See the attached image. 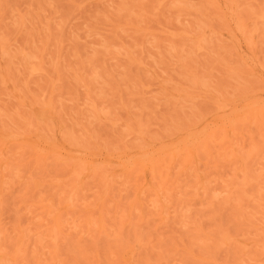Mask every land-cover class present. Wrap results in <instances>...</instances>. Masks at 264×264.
Instances as JSON below:
<instances>
[{"label": "rangeland", "instance_id": "374dc122", "mask_svg": "<svg viewBox=\"0 0 264 264\" xmlns=\"http://www.w3.org/2000/svg\"><path fill=\"white\" fill-rule=\"evenodd\" d=\"M0 42V264H264L221 244L264 237V0H0Z\"/></svg>", "mask_w": 264, "mask_h": 264}, {"label": "bare ground", "instance_id": "6f19581e", "mask_svg": "<svg viewBox=\"0 0 264 264\" xmlns=\"http://www.w3.org/2000/svg\"><path fill=\"white\" fill-rule=\"evenodd\" d=\"M228 10H229V14L231 15V16H233L234 17V10L232 9V8H227ZM233 19V18H232ZM231 21V20H230ZM232 22V21H231ZM233 22H234V20H233ZM236 24V27H237V29H238V31H240L241 32V35L244 37L245 36V31H244V28H242V27H244V26H242L239 22L238 23H235ZM235 27V26H234ZM232 33V32H231ZM239 33V32H238ZM233 37V36H232ZM236 37V36H235ZM241 37V36H240ZM246 37V36H245ZM234 39H236L237 40V37L236 38H234ZM239 40V39H238ZM0 44H1V42H0ZM3 44V43H2ZM1 49V48H0ZM2 55H3V53H2ZM253 66V65H252ZM9 74V73H8ZM263 76V75H262ZM261 87H263V86H261ZM264 91V90H263ZM253 93V92H252ZM251 93V94H252ZM263 96V95H262ZM244 102V101H243ZM230 103V102H229ZM236 103V102H235ZM259 104H261V103H259ZM219 106H220V104H218ZM229 105V104H228ZM258 106V105H257ZM228 107V106H227ZM232 107V106H231ZM263 107H264V105H263ZM46 109H47V107H45ZM49 109V108H48ZM217 109H218V107H217ZM94 110V109H93ZM218 110H220V109H218ZM217 110V111H218ZM258 111V110H257ZM261 112H264V109H262V110H260ZM239 112V111H238ZM217 113V112H216ZM218 114V113H217ZM56 115V114H55ZM216 115V114H215ZM246 117H248L247 115H245ZM255 117H256V115H254ZM253 116V117H254ZM260 116V115H259ZM255 119V118H254ZM237 120V119H236ZM252 120V119H251ZM232 121V120H231ZM232 122H234V121H232ZM238 122V121H237ZM243 122V121H242ZM194 123V122H193ZM239 123V122H238ZM237 123V124H238ZM246 123H247V120H246ZM256 123V122H255ZM229 124H233V123H229ZM229 124H227L228 125V127H229ZM242 124V123H241ZM41 125V124H40ZM235 125H236V123H235ZM225 126V125H224ZM237 126V125H236ZM211 127V126H210ZM233 127H234V125H233ZM239 127V126H238ZM257 127V126H256ZM15 128V127H14ZM43 128V127H42ZM226 128V127H225ZM240 128V127H239ZM259 128V127H258ZM9 129V128H8ZM48 129V128H47ZM194 129V128H193ZM216 129V128H215ZM236 129V128H235ZM260 129V128H259ZM17 130V129H16ZM223 131H224V129H223ZM16 132V131H15ZM206 132L207 131H203V133H201V135H204V134H206ZM218 132V131H217ZM182 134V133H181ZM211 134H213V133H211ZM214 135V134H213ZM212 135V136H213ZM211 136V137H212ZM223 136H224V134H223ZM11 137H13V136H11ZM207 137V136H206ZM216 137V136H215ZM225 137V136H224ZM239 137H240V135H239ZM62 138V137H61ZM208 138V137H207ZM230 138V137H229ZM242 138V137H241ZM67 139V138H66ZM202 139V138H201ZM214 139V138H213ZM212 139V140H213ZM149 140V139H148ZM184 140V139H183ZM192 140H196V139H192ZM200 140V139H199ZM224 140V139H223ZM144 141V140H143ZM206 141H210V140H206ZM185 142V141H184ZM194 142H199L198 140L197 141H194ZM193 142V143H194ZM224 142V141H223ZM236 142V141H235ZM210 143H211V141H210ZM209 143V144H210ZM178 144V143H177ZM182 144V143H181ZM195 144V143H194ZM198 144V143H197ZM216 144V146L217 145H220V143H215ZM223 144V143H222ZM225 144V143H224ZM239 144V143H238ZM189 145H191V144H189ZM200 145V144H199ZM139 146V145H138ZM141 146H142V144H141ZM186 146V145H185ZM194 146V145H193ZM201 146V145H200ZM84 147V146H83ZM128 147H130V146H128ZM128 147H126V148H128ZM189 147V146H188ZM209 147V146H208ZM219 147V146H218ZM226 147V146H225ZM237 147V146H236ZM86 148V147H85ZM95 148V147H94ZM88 149V148H87ZM129 149V148H128ZM128 149H126L127 151H128ZM140 149H142V148H140ZM193 149V148H192ZM195 149V148H194ZM193 149V150H194ZM220 149V148H219ZM11 150V149H10ZM130 150V149H129ZM196 150V149H195ZM229 150H231V149H229ZM239 150V149H238ZM244 150V149H243ZM243 150H240L241 152H243ZM257 150H259V149H256V150H251V151H253L254 153H256V151ZM29 151V150H28ZM111 151V150H110ZM141 151V150H140ZM202 151V150H201ZM200 151V152H201ZM204 151V150H203ZM251 151H249V153H252ZM138 152H139V149H138ZM174 152H176V151H174ZM187 152V151H186ZM196 152V151H195ZM198 152V151H197ZM206 152V151H205ZM219 152V151H218ZM224 151H222L220 154L222 155V153H223ZM229 152H231V151H229ZM30 153V152H29ZM161 153V152H160ZM232 153V152H231ZM226 154V153H225ZM233 154V153H232ZM241 154H243V153H241ZM13 155V154H12ZM152 155V154H151ZM176 155V154H175ZM199 155V154H198ZM231 155V154H230ZM230 155L228 156V157H230ZM14 156H16V155H14ZM54 156V155H53ZM188 156V155H187ZM217 156H219V155H217ZM139 157V156H138ZM152 157V156H151ZM166 157V156H165ZM190 156H188L186 159H188ZM233 157V156H232ZM54 158V157H53ZM145 158H146V156H145ZM148 158H150L149 156H148ZM231 158V157H230ZM12 159V158H11ZM14 159V158H13ZM12 159V160H13ZM173 159V158H172ZM185 159V158H184ZM239 159V158H238ZM54 160V159H53ZM141 160V159H140ZM167 160V159H166ZM181 160V159H180ZM179 160V161H180ZM183 160V159H182ZM149 161V160H148ZM151 161V160H150ZM14 162H16V161H14ZM57 162V161H56ZM122 162V161H121ZM125 162V161H124ZM123 162V163H124ZM183 162H185V161H183ZM182 162V163H183ZM236 162V161H235ZM2 163L3 162H1V165H2ZM10 164L12 163V161H10L9 162ZM67 163V162H66ZM127 163V162H126ZM129 164V163H128ZM181 164V163H180ZM184 164V163H183ZM185 164H186V162H185ZM191 164V163H190ZM9 165V164H8ZM12 165V164H11ZM11 165H9V168H10V166ZM59 165V164H58ZM66 165V164H65ZM81 165V164H80ZM146 165V164H145ZM157 165V164H156ZM167 165V164H166ZM20 166H22V165H20ZM82 166H83V164H82ZM126 166V165H125ZM52 167V166H51ZM56 167V166H55ZM81 167V166H80ZM80 167L78 168V170L80 169ZM92 167V166H91ZM96 167V166H95ZM130 167V166H129ZM131 167H133V166H131ZM151 167V166H150ZM162 167V166H161ZM178 167H180V165H178ZM177 167V168H178ZM190 167V166H189ZM5 168V167H4ZM65 168V167H64ZM103 168V167H102ZM108 168V167H107ZM154 168V167H153ZM35 169H37V168H35ZM34 169V170H35ZM56 169V168H55ZM76 169H77V167H76ZM96 169V168H95ZM180 169V168H179ZM9 170V169H8ZM50 170V169H49ZM53 170V169H52ZM81 170V169H80ZM80 170H79V172H80ZM96 170H98V169H96ZM128 170H129V168H128ZM138 170H140V169H138ZM143 170V169H142ZM174 170V169H173ZM177 170V169H176ZM189 170V169H188ZM192 170V169H191ZM40 171V170H39ZM57 171V170H56ZM98 171H101V170H98ZM122 171H124V170H122ZM134 171V170H133ZM157 171V170H156ZM167 171V170H166ZM180 171V170H179ZM263 171V170H262ZM7 172V171H6ZM16 172V171H15ZM65 172V171H64ZM131 172V171H130ZM140 172V171H139ZM138 172V173H139ZM161 172H162V170H161ZM264 172V171H263ZM46 173V172H45ZM77 173V171L75 172V174ZM94 173V172H93ZM96 173V172H95ZM107 173V172H106ZM166 173V172H165ZM243 173V172H242ZM261 173V172H260ZM7 174V173H6ZM32 174H33V172H32ZM80 174H83V172L81 171V173ZM80 174H78V176L80 175ZM102 174H104L103 172H102ZM163 174H164V172H163ZM167 174H168V172H167ZM10 175V174H9ZM8 175V176H9ZM42 175V174H41ZM46 175V174H45ZM53 175V174H52ZM74 175V174H73ZM134 175V174H133ZM177 175V174H176ZM175 175V176H176ZM262 175V174H261ZM17 175H15L14 174V177L15 178H17L16 177ZM56 176V175H55ZM76 176V175H75ZM78 176H76L77 177V179L79 178ZM102 176V175H101ZM135 176H136V174H135ZM155 176V175H154ZM158 176H160L159 175V173H158ZM165 176V175H164ZM259 176V175H258ZM97 177H99V176H97ZM129 177V176H128ZM260 177V176H259ZM259 177H258V179H259ZM5 178V177H4ZM94 178V177H93ZM112 178V177H111ZM137 178V177H136ZM159 178V177H158ZM163 178V177H162ZM167 178V177H166ZM31 179V178H30ZM38 179H39V176H38ZM44 179V178H43ZM115 179V178H114ZM122 179V178H121ZM160 179V178H159ZM246 179V178H245ZM244 179V180H245ZM257 179V178H256ZM255 179V180H256ZM257 179V180H258ZM70 180V179H69ZM96 180V179H95ZM102 180V179H101ZM129 180V179H128ZM171 180H172V178H171ZM263 180V179H262ZM97 181V180H96ZM103 181V180H102ZM111 181V180H110ZM121 181V180H120ZM161 181V183H162V180H160ZM165 181V180H164ZM166 181H167V179H166ZM254 181V180H253ZM259 181V180H258ZM258 181H257V183H258ZM41 182V181H40ZM56 182H57V180H56ZM129 182V181H128ZM256 182V181H255ZM260 182H261V180H260ZM32 183V182H31ZM57 183H59V182H57ZM86 183V182H85ZM98 183V182H97ZM102 183V182H101ZM105 183V182H104ZM111 184L113 183L112 181L110 182ZM153 183V182H152ZM256 183V184H257ZM264 183V182H263ZM30 184V183H29ZM95 184V183H94ZM110 184V185H111ZM135 184V183H134ZM164 184V183H163ZM90 185V184H89ZM99 185V184H98ZM102 185H104L103 183H102ZM129 186H130V184H128ZM132 185V184H131ZM159 185V184H158ZM170 185H171V183H170ZM261 185H262V187H264V185L261 183ZM53 186V185H52ZM92 186V185H91ZM136 186V185H135ZM138 186V185H137ZM155 186V185H154ZM162 186V185H161ZM55 187V186H54ZM59 187H60V185H59ZM66 187V186H65ZM94 187V186H93ZM117 187V186H116ZM121 187V186H120ZM126 187H128L127 186V184H126ZM124 188L126 191L128 190L127 188ZM156 187V186H155ZM159 187V186H158ZM61 188V187H60ZM70 188V187H69ZM69 188H68V190H69ZM85 188V187H84ZM138 188V187H137ZM161 188V187H160ZM162 188H163V186H162ZM67 189V188H66ZM91 189V188H90ZM114 189V188H113ZM258 189H260V187L258 186ZM48 190V189H47ZM50 190V189H49ZM56 190V189H55ZM98 190V189H97ZM101 190V189H100ZM121 190V189H120ZM148 190V189H147ZM96 191V190H95ZM103 191V190H102ZM260 191L261 192H263V190H261L260 189ZM260 191H256L257 193H256V196L258 197V201H254V204H255V208L258 210V211H260V213H262V214H264V205L263 204H261V202L262 201H264V192L261 194V193H259ZM45 192V191H44ZM54 192V191H53ZM118 192V191H117ZM147 192V191H146ZM168 192V191H167ZM56 193V192H55ZM84 193V192H83ZM103 193V192H102ZM113 193V192H112ZM122 193V192H121ZM123 193H127V192H123ZM122 193V194H123ZM148 193V192H147ZM163 193V192H162ZM50 194H52V193H50ZM92 194V193H91ZM108 194V193H107ZM150 194V193H149ZM154 194V193H153ZM167 194V193H166ZM56 195H58V194H56ZM75 195H77V194H75ZM75 195H73V196H75ZM120 195V194H119ZM131 195V194H130ZM155 195V194H154ZM53 196V195H52ZM51 196V197H52ZM55 196V195H54ZM66 196H67V193H66ZM79 196V195H78ZM122 196V195H121ZM132 196V195H131ZM162 196V195H161ZM56 197V196H55ZM54 197V198H55ZM71 197V196H70ZM75 197H77V196H75ZM74 197V198H75ZM88 197V196H87ZM87 197H86V199H87ZM117 197H119V196H117ZM45 198V197H44ZM64 198V197H63ZM73 198V197H72ZM141 198V197H140ZM162 198H164V197H162ZM71 199V198H70ZM81 199V198H80ZM84 199V198H83ZM85 199V200H86ZM131 199V198H130ZM143 199V198H142ZM253 199H255V197L253 198ZM58 200V199H57ZM65 200V199H64ZM89 200V199H88ZM124 200V199H123ZM71 201V200H70ZM76 201V200H75ZM91 201V200H90ZM127 201H129V199L127 200ZM126 201V202H127ZM261 201V202H260ZM42 202V201H41ZM69 202V201H68ZM82 202H84L83 200H82ZM104 202V201H103ZM110 202V201H109ZM71 203V202H70ZM88 203V202H87ZM121 203V202H120ZM128 203H130V202H128ZM137 203V202H136ZM142 203V202H141ZM46 204V203H45ZM73 204V205H72ZM72 206H74V203L72 202ZM84 204H85V202H84ZM89 204V203H88ZM91 204V203H90ZM124 204V203H123ZM126 204V203H125ZM56 205V204H55ZM110 205V204H109ZM114 205V204H113ZM145 205V204H144ZM79 206H82V203H81V205L79 204ZM91 206V205H90ZM89 206V207H90ZM107 206H108V204H107ZM137 206H139V204L137 205ZM75 207V206H74ZM83 207H85L84 205H83ZM82 207V208H83ZM123 207V206H122ZM151 207V206H150ZM153 207V206H152ZM158 207V206H157ZM76 208H77V206H76ZM106 208V207H105ZM112 208V207H111ZM124 208V207H123ZM136 208V207H135ZM135 208H134V210H135ZM162 208V207H161ZM85 209H86V207H85ZM137 209V208H136ZM148 210H149V208H147ZM147 209H146V212H147ZM158 209V208H157ZM118 210V209H117ZM144 210V209H143ZM154 210H156V206H155V209ZM161 210V209H160ZM75 211V210H74ZM133 211V210H132ZM136 211H138V210H135V212ZM151 211H152V209H151ZM159 211V210H158ZM153 212H157V210L156 211H153ZM76 213V212H75ZM78 213V212H77ZM87 213V212H86ZM137 213V212H136ZM149 213V212H148ZM103 214H105L104 212H103ZM102 214V215H103ZM124 214V213H123ZM126 214V213H125ZM138 214V213H137ZM149 214H151V213H149ZM166 215V214H165ZM50 216V215H49ZM69 216V215H68ZM81 216V215H80ZM124 216V215H123ZM150 216V215H149ZM156 216H157V213H156ZM85 217V216H84ZM119 217V216H118ZM152 217V216H151ZM48 218V217H47ZM81 220H82V218L81 217H79ZM134 218V217H133ZM139 218V217H138ZM146 218V217H145ZM71 219V218H70ZM95 219V218H94ZM94 219H92L91 218V222H94L95 223V221H93ZM121 219V218H120ZM123 219V218H122ZM137 219V218H136ZM158 219V218H157ZM160 219V218H159ZM80 220V221H81ZM108 220H109V218H108ZM124 220V219H123ZM122 220V221H123ZM126 220V219H125ZM135 220V219H134ZM147 220H148V218H147ZM156 220V219H155ZM165 220H166V218H165ZM63 221V220H62ZM128 221V220H127ZM152 221V220H151ZM50 222H51V220H50ZM78 222V221H77ZM121 222V221H120ZM160 222V221H159ZM94 223H92V227L95 229V230H98V228H95V227H97V226H95V225H97V224H95L94 225ZM97 223V222H96ZM135 224H136V222H134ZM133 223V224H134ZM140 223V222H139ZM150 223V222H149ZM56 226H59L60 224H58L57 222H56ZM77 224V223H76ZM88 224V223H87ZM122 224V223H121ZM161 224V223H160ZM50 225V224H49ZM66 225V224H65ZM73 225V224H72ZM142 225V224H141ZM144 225H145V223H144ZM79 226V225H78ZM81 226V225H80ZM95 226V227H94ZM104 225L103 224H101L100 225V227H103ZM68 227V226H67ZM81 227H83V226H81ZM84 227H86V226H84ZM105 228H106V226H105ZM108 228V227H107ZM117 228V227H116ZM119 228V227H118ZM120 228H122V227H120ZM134 228V227H133ZM135 228H136V225H135ZM138 228V227H137ZM136 228V229H137ZM50 229H52V227L50 228ZM54 229V228H53ZM56 229V228H55ZM91 229V228H90ZM103 229V228H102ZM73 229H71V231H72ZM84 230V229H83ZM117 230V229H116ZM253 230V229H252ZM252 230H250L249 231V233H251V231ZM89 231V230H88ZM91 231H93V230H91ZM102 231V230H101ZM108 231H109V229H108ZM123 231V230H122ZM54 232H56V230H54ZM68 232V231H67ZM82 232V231H81ZM80 232V233H81ZM93 232H95V231H93ZM104 232V231H103ZM120 232H121V230H120ZM58 233V232H57ZM56 233V234H57ZM69 233H71V232H69ZM133 234H134V232H132ZM253 233V232H252ZM53 234H55V233H53ZM72 234V233H71ZM95 234V233H94ZM106 234V233H105ZM104 234V235H105ZM121 234V233H120ZM132 234V235H133ZM60 235V234H59ZM90 235V234H89ZM92 235V234H91ZM90 235V236H91ZM155 235V234H154ZM94 235H92V237H93ZM115 236V235H114ZM120 236V235H119ZM133 236H135V235H133ZM143 236V235H142ZM148 236V235H147ZM152 236V235H151ZM163 236V235H162ZM245 236V235H244ZM258 236H262L261 234H259L258 233V231H256V234L254 235V237H258ZM264 236V235H263ZM98 238H99V236H97ZM121 237H122V235H121ZM120 237V238H121ZM137 237L138 236H136V239H137ZM159 237V236H158ZM87 238H88V236H87ZM105 238H107L106 237V235H105ZM129 238H130V236H129ZM133 238H135V237H133ZM133 238H131V239H133ZM141 238H143V237H141ZM161 238V237H160ZM124 239V238H123ZM126 239V238H125ZM135 239V240H136ZM147 238H145V240H146ZM154 239H156L155 237H154ZM108 240V243H110L109 242V239H107ZM121 239H119L118 238V241H120ZM139 240V239H138ZM159 240V239H158ZM157 239H156V241H158ZM94 241H95V239H94ZM115 241V240H114ZM137 241V240H136ZM143 241V240H142ZM151 241V240H150ZM124 242H126L125 240H124ZM128 242H130V241H128ZM140 242V241H139ZM149 242V241H148ZM161 242H162V240H161ZM113 243V242H112ZM123 243V242H122ZM132 243V241L130 242V244ZM138 243V242H137ZM141 243V242H140ZM158 244L160 243V242H157ZM116 243H114V245H115ZM144 244V243H143ZM156 244V243H155ZM221 244H223V245H226V246H228V247H236V248H238V250L243 254V255H247V254H250V253H253V252H256V253H258V252H260V251H264V237L263 238H258V239H256V238H247V239H241V240H239V239H237V238H235V237H232V236H227V235H225L222 239H221ZM2 245H3V243H2ZM113 245V244H112ZM120 245H122V244H120ZM146 246H147V244H145ZM144 245V246H145ZM8 246V245H7ZM116 246V245H115ZM129 246V245H128ZM150 246H152V245H150ZM154 246V245H153ZM159 246V245H158ZM157 246V247H158ZM0 247H2V246H0ZM114 246H112L111 248L112 249H114L113 248ZM117 247V246H116ZM120 247H122V246H120ZM156 247V248H157ZM15 248V247H14ZM109 248V247H108ZM123 248V247H122ZM145 248V247H144ZM3 249V248H2ZM0 250L1 251V253L0 254H2V252H3V250ZM141 249V248H140ZM139 249V250H140ZM188 250V249H187ZM186 250V251H187ZM191 249H189V251H187V254L186 255H196L194 252H192V250L190 251ZM110 251V250H109ZM109 251H108V253H109ZM116 251H118V250H116ZM120 251H122L121 252V254L120 255H141L140 253H142V251H140V253H139V251L136 253L135 252V250H133L132 248H127L126 247V249L125 250H121L120 249ZM151 251H153V250H151ZM155 252V251H154ZM157 252H158V250H157ZM4 253H5V251H4ZM112 253H114V252H111L110 251V254H112ZM139 253V254H138ZM145 253V252H144ZM109 254V255H110ZM115 254H117V253H115ZM3 256H4V254H2ZM145 255V254H144ZM117 256V255H116ZM7 257V256H6ZM135 257V256H134ZM137 257V256H136ZM190 257H192V256H190ZM3 258V257H2ZM2 258H0V260L2 259ZM118 258V257H117ZM131 258V257H130ZM23 259V258H22ZM135 259V258H134ZM133 259V260H134ZM139 259H140V257H139ZM4 260V259H3ZM131 260V259H130ZM145 260H147V259H145ZM145 260L142 262V263H144L145 264ZM6 261V264H9L11 261H9V263H7V261L8 260H4V262ZM17 261V260H16ZM137 261V260H136ZM3 262V263H4ZM116 262V261H115ZM120 262V261H119ZM118 262V263H119ZM131 262V261H130ZM138 262V261H137ZM218 262V261H217ZM117 263V264H118ZM120 263H122V262H120ZM135 263V262H134ZM201 263V262H200ZM225 263H227V262H225ZM234 263H236V262H234ZM238 263H240V262H238ZM2 264V263H1ZM12 264H14V263H12ZM16 264H17V262H16ZM26 264V263H25ZM114 264V263H113ZM131 264H133V263H131ZM140 264V263H139ZM224 264V263H223ZM260 264V263H259Z\"/></svg>", "mask_w": 264, "mask_h": 264}]
</instances>
